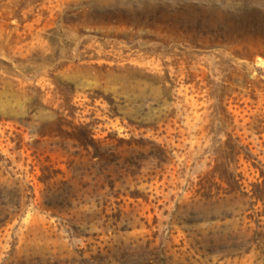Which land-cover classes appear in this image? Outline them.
Listing matches in <instances>:
<instances>
[{"label": "rangeland", "instance_id": "obj_1", "mask_svg": "<svg viewBox=\"0 0 264 264\" xmlns=\"http://www.w3.org/2000/svg\"><path fill=\"white\" fill-rule=\"evenodd\" d=\"M0 264H264V0H0Z\"/></svg>", "mask_w": 264, "mask_h": 264}, {"label": "trees", "instance_id": "obj_2", "mask_svg": "<svg viewBox=\"0 0 264 264\" xmlns=\"http://www.w3.org/2000/svg\"><path fill=\"white\" fill-rule=\"evenodd\" d=\"M154 125V124H153ZM157 125V124H156ZM155 125V126H156ZM143 127H147V126H145V124H143L142 125ZM236 146H238V144H234V148H236ZM235 155H239V152H235ZM236 170H237V167H235V168H233V170L231 169V171H229V172H227V175H229L228 177L229 178H235V177H237L238 175H236ZM227 171H228V169H227ZM214 176H215V174H214ZM221 179V178H220Z\"/></svg>", "mask_w": 264, "mask_h": 264}]
</instances>
